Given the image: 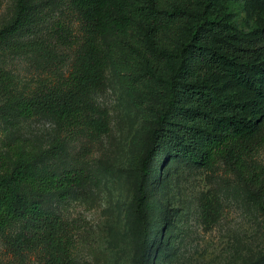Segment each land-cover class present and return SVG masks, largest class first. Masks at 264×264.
Returning <instances> with one entry per match:
<instances>
[{"label":"trees","instance_id":"1","mask_svg":"<svg viewBox=\"0 0 264 264\" xmlns=\"http://www.w3.org/2000/svg\"><path fill=\"white\" fill-rule=\"evenodd\" d=\"M63 1L65 9L35 39L7 41L34 20L26 0H17L15 17L0 29V50L35 52L45 64L44 75L23 87L0 67V121L49 115L70 138L101 128L90 93L107 72L128 92L143 91L148 81L167 87L166 95L150 97V110L137 105L146 143L128 205L133 264H148L158 233L148 202L167 152L206 169L222 164L264 213V0H248L255 17L248 33L227 21L229 0ZM60 51L69 52L66 60ZM58 152L34 153L17 139L0 143V232L19 223L10 241L42 264L66 256V224L43 199L65 198L92 178L84 168H39Z\"/></svg>","mask_w":264,"mask_h":264},{"label":"rangeland","instance_id":"2","mask_svg":"<svg viewBox=\"0 0 264 264\" xmlns=\"http://www.w3.org/2000/svg\"><path fill=\"white\" fill-rule=\"evenodd\" d=\"M26 1L34 20L30 28L8 36L10 44L35 39L37 31L65 9L63 0ZM247 3L229 0L224 9L229 24L244 33L255 22ZM16 5L17 0H0V29L13 20ZM60 52L63 60L70 55ZM0 67L23 87L44 75L45 64L35 52L11 48L0 50ZM142 88L128 92L107 72L90 93L101 128L83 129L70 138L62 137L49 115L0 121L1 144L17 139L34 153L59 148L57 156L37 162L39 168L55 172L84 168L92 175L65 198L49 193L43 199V207L66 224L61 264H133L128 205L136 192L135 161L146 143L137 105L148 111L153 106L150 97L167 94L161 82L148 81ZM152 180L148 210L158 233L148 264H264V213L222 164L206 169L167 152L160 174ZM19 225L0 232V264H42L10 241Z\"/></svg>","mask_w":264,"mask_h":264}]
</instances>
